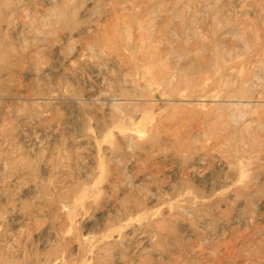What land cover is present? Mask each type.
<instances>
[{"label": "rangeland", "instance_id": "rangeland-1", "mask_svg": "<svg viewBox=\"0 0 264 264\" xmlns=\"http://www.w3.org/2000/svg\"><path fill=\"white\" fill-rule=\"evenodd\" d=\"M0 264H264V0H0Z\"/></svg>", "mask_w": 264, "mask_h": 264}]
</instances>
